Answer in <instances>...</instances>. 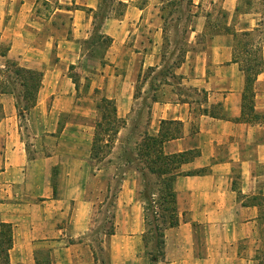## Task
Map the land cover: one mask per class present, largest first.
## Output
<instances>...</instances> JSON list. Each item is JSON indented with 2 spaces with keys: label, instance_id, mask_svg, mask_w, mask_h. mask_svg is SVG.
Here are the masks:
<instances>
[{
  "label": "crops",
  "instance_id": "crops-1",
  "mask_svg": "<svg viewBox=\"0 0 264 264\" xmlns=\"http://www.w3.org/2000/svg\"><path fill=\"white\" fill-rule=\"evenodd\" d=\"M39 1L0 0V45L8 46L0 71L11 60L42 72L24 114L38 131L31 145L14 93L0 92V222L12 227L10 264H151L140 172L154 173L121 157L166 130L163 152L191 157L173 180L178 223L164 229L155 264H260L264 67L247 88L236 54L250 40L264 61V17L236 25L244 0H218L220 18L209 0L182 43L170 36L180 25L164 24L169 0H114L109 14V0H58L48 18ZM101 45L104 62L82 91L68 69L95 61ZM103 96L123 124L97 163Z\"/></svg>",
  "mask_w": 264,
  "mask_h": 264
},
{
  "label": "trees",
  "instance_id": "trees-1",
  "mask_svg": "<svg viewBox=\"0 0 264 264\" xmlns=\"http://www.w3.org/2000/svg\"><path fill=\"white\" fill-rule=\"evenodd\" d=\"M247 34V33H245ZM250 40L242 43V48L236 54V59L246 74V87L250 88L257 73L263 69L264 61L260 56V46L250 47ZM8 46L0 45V56H6ZM4 73L11 72L18 82L21 90L16 96V109L18 115L24 114L32 108L37 99L38 89L41 85L42 72L32 68L19 66L16 62L6 60L2 69ZM75 82V80H74ZM0 92H12L1 80ZM19 100L23 102L20 106ZM100 110V118L95 123V131L91 148L92 158L99 159L102 152L110 151L113 140L123 120L116 114V106L113 99L101 97L97 104ZM168 129V127H166ZM168 130L161 133V136H145L137 147L139 161L149 172L157 176L158 197L153 196L154 192L143 193L146 202L145 220L148 232L154 237L152 242L151 264H155L163 248L164 229L178 223L176 211V198L173 189V180L176 175L181 174L179 166L191 156L185 153L165 154L161 148L162 140L167 136ZM142 174L147 175L143 170ZM149 215L151 218H149ZM148 241V240H147ZM12 246V227L10 223L0 222V264H10L9 250Z\"/></svg>",
  "mask_w": 264,
  "mask_h": 264
},
{
  "label": "rangeland",
  "instance_id": "rangeland-1",
  "mask_svg": "<svg viewBox=\"0 0 264 264\" xmlns=\"http://www.w3.org/2000/svg\"><path fill=\"white\" fill-rule=\"evenodd\" d=\"M155 3L157 0H152ZM194 1L195 0H169L168 2H164L163 5L166 6V9L164 11V24L165 25H180L179 29L173 32V34L170 33V36L177 37L182 43H184L183 39L188 37L187 33V26L188 25H194L196 22L199 21L200 19H197L196 17L193 16L194 12H199V13H204L205 8L208 6L209 0H201V9L196 8L194 6ZM244 2L246 4H244ZM114 3V0H109L107 1V7L105 9L106 14H109L110 11L112 10V4ZM58 4V0H40L37 5V11L42 12L43 14H46L47 18L49 15H47L48 11L51 12L52 8H55V6ZM240 11L234 14L235 23L236 25H243L244 23H251L253 19H258L259 17H264V0H244L243 2L240 3ZM69 6V5H68ZM116 12H120L122 5L115 3L114 6ZM0 9H2V5L0 4ZM209 9V8H208ZM213 15L217 16V18H220V12H219V7H218V0L215 3V6L212 8ZM42 17H45L42 15ZM63 21L67 22V17L63 15ZM239 23V24H238ZM44 30H42L43 32ZM169 36V35H168ZM103 41H106V38L103 39ZM183 44H181V49L184 48ZM105 47L101 45V47H97L96 50V56H95V61L90 60L86 61L83 63H77L69 67L68 73L70 76L77 82V85L81 88L82 91L86 90L88 88V82L91 81L94 77V71H96V68L100 66L102 62H104V59H102V62H98L99 60V55L103 57V49ZM170 50V49H169ZM1 74V80L3 83L6 85L7 88L12 89V92L14 93L15 97V103H16V96L20 92L21 88L14 79L13 74L11 72L4 73L3 71H0ZM90 84V83H89ZM99 97V95H97ZM20 106L23 105V102L19 100ZM19 116V115H18ZM20 118V123L22 124V134L23 137L26 141V145H31L34 141V138L37 135V129L34 126H28L26 125V121L24 117L19 116ZM31 149V150H30ZM30 153L35 151V148H31L30 146ZM34 149V151H33ZM137 151V145L130 147V149H125L123 154V157H121L123 162L126 160V165L127 166H132L133 168H137L138 170H141L140 168H143V164L138 160H135L136 158L134 157L133 153ZM107 153L102 152L100 155L101 158L97 159L98 160H104L106 158ZM119 166V165H118ZM120 170L118 173H121L123 168H126V166H119ZM140 178H141V183H142V190H141V197L144 199L143 193L146 192H154L153 196L158 197V188L160 185L158 184V179L156 175H149L147 174L144 176L140 172ZM118 184V183H117ZM117 184L114 185L113 190H117ZM92 183H90V187H92ZM146 205L145 199H144V207ZM149 218L150 215H149ZM264 225V223H263ZM148 240L151 242L154 237L152 236L151 233H148ZM150 248V247H149ZM256 258L258 259V263L264 264V226H262V231H261V237H260V248L258 249V254H256Z\"/></svg>",
  "mask_w": 264,
  "mask_h": 264
}]
</instances>
